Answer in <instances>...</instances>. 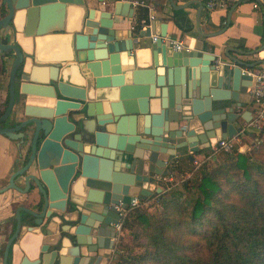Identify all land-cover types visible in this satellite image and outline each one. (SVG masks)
<instances>
[{"label": "water", "instance_id": "obj_1", "mask_svg": "<svg viewBox=\"0 0 264 264\" xmlns=\"http://www.w3.org/2000/svg\"><path fill=\"white\" fill-rule=\"evenodd\" d=\"M242 1L250 0L237 4ZM169 2L174 10L189 5ZM197 3L195 31L211 36L199 28L203 5ZM1 4L0 36L12 39L0 40V54L11 55L0 134L26 149L20 152L22 165L0 193L37 195L42 205L40 211L16 207L2 264L9 257L11 262L12 246L25 229L50 235L53 224L62 221L66 235L58 242L44 241L36 258L26 255L19 264H105L119 236L116 207L127 209L135 199L160 194L157 184L170 174V162L183 156L193 160V154L233 137L238 120H250L249 110L235 111L251 84L243 69L264 59L246 62L225 50L231 66L203 51L199 40L189 49V35L178 50L166 24L155 18L138 33L155 41L135 48L131 30L124 37L113 27L114 16H132L127 1H116L112 12L89 9L84 0ZM56 32L67 34L69 45L48 43L59 51L47 58H39V47L27 50L17 38ZM65 70L78 81L66 80ZM17 101L22 120L4 125ZM21 212L32 217L29 225Z\"/></svg>", "mask_w": 264, "mask_h": 264}, {"label": "trees", "instance_id": "obj_2", "mask_svg": "<svg viewBox=\"0 0 264 264\" xmlns=\"http://www.w3.org/2000/svg\"><path fill=\"white\" fill-rule=\"evenodd\" d=\"M259 4L264 11V0ZM263 155V140L247 152H222L221 161L203 163L180 188L130 207L121 225L130 239L118 241L114 264H264Z\"/></svg>", "mask_w": 264, "mask_h": 264}, {"label": "crops", "instance_id": "obj_3", "mask_svg": "<svg viewBox=\"0 0 264 264\" xmlns=\"http://www.w3.org/2000/svg\"><path fill=\"white\" fill-rule=\"evenodd\" d=\"M116 1L120 0H84L85 4L89 9L96 10H106L109 12L113 11V6ZM130 3L132 8V16L122 17L114 16L113 27L117 30H122V34L126 37L127 32L131 30L133 42H135V48H145L151 46L153 43L152 36L150 37H139V31L144 29L148 25V18L159 19L161 22L166 24V34L171 36L172 40H177L183 42L186 35L190 36L189 49H193L196 40H199L202 44V50L207 52L211 51L214 55L218 56L221 62H228L232 66L233 63L228 60L225 56V50L232 56H235L246 62H254L259 59H264V48L259 49L264 40L262 34L264 32L263 24V11L260 6L259 0L258 7H254V0L242 1L237 4L238 0L231 5L227 12L225 11H207L204 7V0H173L174 4L180 5L185 2H189V5L180 10H174L172 8L169 0H121ZM201 2L203 9L200 12V22L199 28L201 32L205 34H212L208 37H201L195 31V18L198 10V3ZM139 2V4H134ZM0 6L2 11V4L0 0ZM231 9V11H230ZM230 11V13H229ZM226 20V24H223V20ZM139 24L140 28L135 29V25ZM51 28H55L57 25L50 24ZM53 26V27H52ZM3 42H9L12 36H4L1 34ZM17 38L27 50H33L34 46L39 47V58H47L52 55L58 54L59 49H50L46 47L48 43L59 44L61 42L65 43L66 46L69 45L68 35L64 32L49 33L41 37L27 38L18 34ZM199 43V44H200ZM256 51L254 54L239 53ZM3 61V72L0 73V104L7 98L8 89V74L6 73L7 67L9 66L10 54L4 57L0 54ZM246 69V68H245ZM254 69H258L255 66ZM67 70L62 72L63 77L70 82H76L78 80L72 79L68 76ZM247 92L240 94L241 106L236 107L235 111L243 112L244 110L251 111L253 105L249 100ZM20 102L17 101L15 104V109L12 114L13 118H20ZM249 108V109H248ZM244 120L240 119L236 123V128L243 123ZM26 147H19L16 141L10 140L9 138L0 134V186L5 184L8 179L9 173L12 169L18 168L22 165V157L18 156L19 152L25 151ZM210 149H213V145L206 150L200 151L193 154V160L201 158L205 153H208ZM192 160L183 156L178 161H172L169 163L171 167V172L165 177L160 178V182L157 186L161 187V193L168 188V181L172 180L178 175L177 169L188 170L191 166ZM159 194L154 196H149L146 200H137V205H145L148 201L155 199ZM37 195H22L15 190H8L0 194V264H2V252L5 240L9 236L13 225H14V205H23L37 211L35 205L37 201ZM140 203V204H139ZM132 207V206H131ZM136 207V206H134ZM130 208V207H129ZM129 208L123 211L120 222H122L123 217L129 211ZM21 217L23 222L29 225L32 217L26 213L21 212ZM28 222V223H27ZM58 224H53L52 233L50 235H45L41 231L28 232L26 229L23 231L21 236L14 242L11 252V262L12 264H19L22 258L27 255L28 258L34 259L38 256L40 248L43 242L53 243L57 237L55 233ZM119 236L126 238L128 234L125 230H119ZM119 236L115 239V247L120 240ZM65 244L67 241L64 242ZM113 249V253L115 250ZM108 258H114V255Z\"/></svg>", "mask_w": 264, "mask_h": 264}, {"label": "built area", "instance_id": "obj_4", "mask_svg": "<svg viewBox=\"0 0 264 264\" xmlns=\"http://www.w3.org/2000/svg\"><path fill=\"white\" fill-rule=\"evenodd\" d=\"M236 1L238 0H204V7L209 12L214 10L227 12L231 5H233V3ZM258 1L259 0H254V7H258ZM134 4H139V2H135ZM226 22L227 21L224 19L223 24H225ZM155 39L156 37L152 36V40L155 41ZM171 43L178 50H182L184 48L181 41L171 39ZM257 66L258 69H243V72H246L251 76V84L246 89V92L250 98L249 100L253 105V108L250 111V120H244L233 137L226 138L217 142L213 145V149L221 148L226 152L231 151L232 149H237L239 151L243 150V148L246 149L248 148L247 145L242 142V138H244V136H247L253 141H256V143H259V136L254 133H260L264 129V63L258 64ZM193 163L197 164V160L194 159ZM136 205L137 201L135 199L131 206L134 207ZM116 208L121 211L122 216L125 209H120V207ZM120 219L116 225V228L118 230L121 229L122 225Z\"/></svg>", "mask_w": 264, "mask_h": 264}, {"label": "rangeland", "instance_id": "obj_5", "mask_svg": "<svg viewBox=\"0 0 264 264\" xmlns=\"http://www.w3.org/2000/svg\"><path fill=\"white\" fill-rule=\"evenodd\" d=\"M0 40L2 41V38L0 36ZM249 109V108H248ZM257 134V136H259V142H261L262 140L264 141V137L260 136V133H254ZM242 142L247 145L248 148H243V150L239 151V152H247L250 151L251 149L257 147L258 143H256V141H253L252 139H250L247 136H244V138H242ZM237 146V145H236ZM233 150V149H232ZM222 152H225L224 150H222L221 148H214V149H210L208 151V153H205V155L201 158L196 159L197 160V164L193 163L192 161V166L187 170L186 174H178L175 178H173L172 180L168 181V188L166 190H169L170 188H180L182 182H184L186 179H188L189 177H191L193 175V173L196 172V169L198 167H200L203 163H209V166L214 165L213 163H216L218 160L221 161L222 158ZM231 152V151H228ZM263 160H264V155H263ZM264 162V161H263ZM165 190V191H166ZM149 202V201H148ZM146 203L145 205L139 206V207H143V206H147L149 205V203ZM140 204V203H139ZM130 236L128 235L126 237V240H129ZM114 258H108L107 262L105 264H114Z\"/></svg>", "mask_w": 264, "mask_h": 264}, {"label": "flooded vegetation", "instance_id": "obj_6", "mask_svg": "<svg viewBox=\"0 0 264 264\" xmlns=\"http://www.w3.org/2000/svg\"><path fill=\"white\" fill-rule=\"evenodd\" d=\"M13 114V113H12ZM12 114H11V116H9V118L3 123L4 125H13V124H15V123H17V122H19L20 120H22V119H17V117L16 118H13L12 119ZM15 119V120H14ZM2 135V134H1ZM3 136H5V135H3ZM6 137V136H5ZM8 138V137H7ZM11 140V139H10ZM13 141H16V143H17V145H18V143H19V141L18 140H13ZM18 147H19V150H20V146L18 145ZM18 156H20V152L18 153ZM16 169L17 168H13L12 169V171L9 173V176H8V179H7V181L5 182V184H3L2 186H0V188H2V187H4V186H6L8 183H9V180H10V178H11V176L13 175V173L16 171ZM14 182H16L17 183V181H16V179L14 178L13 179V184H14ZM8 191V190H7ZM4 192H6V191H4ZM1 193H3V192H1ZM0 193V194H1ZM38 201V200H37ZM36 201V202H37ZM35 205H36V207H37V211H40L41 210V203L39 202L38 204L37 203H35ZM17 206H19V205H14V212H15V209H16V207ZM14 217V216H13ZM66 226H67V223H65V222H61L60 224H58L57 225V227H56V230H55V233L57 234V237H56V239H55V241L54 242H58V241H60L61 240V238L63 237V236H65L66 234H65V231H63L62 229H65L66 228ZM49 250H52V249H49ZM3 253V252H2Z\"/></svg>", "mask_w": 264, "mask_h": 264}]
</instances>
